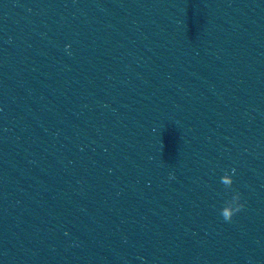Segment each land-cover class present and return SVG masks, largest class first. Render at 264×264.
Wrapping results in <instances>:
<instances>
[{
	"label": "water",
	"instance_id": "water-1",
	"mask_svg": "<svg viewBox=\"0 0 264 264\" xmlns=\"http://www.w3.org/2000/svg\"><path fill=\"white\" fill-rule=\"evenodd\" d=\"M0 264H264V0H0Z\"/></svg>",
	"mask_w": 264,
	"mask_h": 264
},
{
	"label": "clouds",
	"instance_id": "clouds-1",
	"mask_svg": "<svg viewBox=\"0 0 264 264\" xmlns=\"http://www.w3.org/2000/svg\"><path fill=\"white\" fill-rule=\"evenodd\" d=\"M234 171V170H233ZM235 198L240 201V194L237 192L235 194ZM244 207V205L242 203H238L237 207L235 209H228V208H225L221 211V215L223 217V219L225 221H231L233 216L238 213L239 211H241V209Z\"/></svg>",
	"mask_w": 264,
	"mask_h": 264
}]
</instances>
